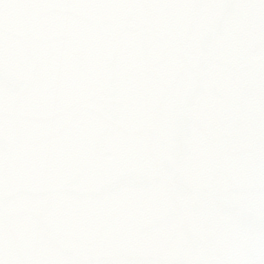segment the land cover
<instances>
[{
  "label": "snow or ice",
  "instance_id": "snow-or-ice-1",
  "mask_svg": "<svg viewBox=\"0 0 264 264\" xmlns=\"http://www.w3.org/2000/svg\"><path fill=\"white\" fill-rule=\"evenodd\" d=\"M0 264H264V0H0Z\"/></svg>",
  "mask_w": 264,
  "mask_h": 264
}]
</instances>
